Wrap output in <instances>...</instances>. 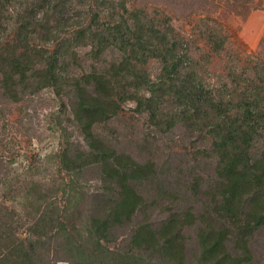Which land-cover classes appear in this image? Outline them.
Instances as JSON below:
<instances>
[{"label": "trees", "instance_id": "1", "mask_svg": "<svg viewBox=\"0 0 264 264\" xmlns=\"http://www.w3.org/2000/svg\"><path fill=\"white\" fill-rule=\"evenodd\" d=\"M263 9L264 0H0L3 96L64 95L59 109L82 140L57 154L58 186L12 195L34 206L0 214V264H251L264 227V37L254 55L226 47L228 22ZM82 50L91 70L71 76ZM126 104L154 131L180 125L201 139L212 178H162L154 161L111 146L96 130ZM87 173L98 176L93 190Z\"/></svg>", "mask_w": 264, "mask_h": 264}, {"label": "rangeland", "instance_id": "2", "mask_svg": "<svg viewBox=\"0 0 264 264\" xmlns=\"http://www.w3.org/2000/svg\"><path fill=\"white\" fill-rule=\"evenodd\" d=\"M179 27L180 22H174ZM231 39L226 47L227 53L236 55H254L260 48L264 37V9L254 11L245 22L231 19L228 22ZM87 50L79 53L78 64L71 65V76H81L91 70L93 61L87 56ZM225 64L224 54L210 66L212 73H220ZM149 73L153 76L158 72V65L151 63ZM210 81L217 85V78ZM60 101H66L51 90H43L29 94L19 102H11L0 90V214L7 213L16 218L23 212H32L33 201L25 203L22 208L16 201L31 185L37 187L39 193H48L49 187L58 186L61 182L57 166V154L66 146L82 142L76 129L70 126L62 109ZM133 105L126 104L123 112L108 124L100 126L96 132L119 152L130 155L137 162L154 161L160 175L173 181L204 179L208 181L213 176V162L201 139L186 132L178 125L169 134L164 135L154 131L145 116L133 112ZM61 125V126H60ZM96 174L87 173L82 181L85 188L93 190L98 180ZM205 182V181H204ZM41 191V192H40ZM35 196V195H34ZM64 203L61 200V206ZM163 205L150 212L153 220L163 218ZM159 209V210H158ZM138 216L131 226L119 231L120 239L125 240L131 227L140 222ZM26 227L18 230V235L24 236ZM195 228L188 231L189 250H193ZM252 251L251 264H264V227L255 233L250 241ZM57 264H67L58 262Z\"/></svg>", "mask_w": 264, "mask_h": 264}]
</instances>
